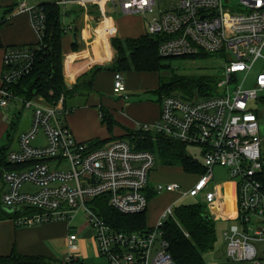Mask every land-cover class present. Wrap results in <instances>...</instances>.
Segmentation results:
<instances>
[{
	"label": "built area",
	"instance_id": "obj_1",
	"mask_svg": "<svg viewBox=\"0 0 264 264\" xmlns=\"http://www.w3.org/2000/svg\"><path fill=\"white\" fill-rule=\"evenodd\" d=\"M170 0L167 8L147 20V32L161 35L159 54L163 57L195 55L201 51L220 54L226 59L221 91L202 96L196 92L185 97L179 91L163 96L161 112L152 123H138L135 130L162 134L187 145L199 147L205 172L184 189L179 182L151 184L156 165L153 151L136 148L127 139H116L93 147L76 138L66 121L69 108L64 97L57 104L35 103L21 99L10 88L34 65L37 50L15 45L6 48L4 72L0 76V104L11 100L34 105L28 127L21 133L17 148L7 154L11 168L2 172L7 188L3 205L17 206L15 220L21 225L50 221H72L81 209L92 227L100 255L108 264H177L163 225L174 215V203L161 214L156 225L147 231H123L109 225L93 207V199L107 196L109 204L122 213H140L149 204L150 188L161 194L176 192L200 197L210 210L217 208L218 189L211 188L214 168H229L235 179L234 213L241 225L224 231L227 256L232 260L264 264L254 241H264V227L256 224L264 218V139L260 136L261 102L264 90V67L257 72L254 86L243 87L239 76L246 77L260 59L264 61V0ZM56 5L76 3L82 6L108 4L115 12H153L158 0H53ZM244 5L246 10H239ZM19 11H29L34 29L43 38L46 13L42 6L21 1ZM103 12L106 9L103 8ZM8 20V19H6ZM40 43V42H39ZM38 44V43H37ZM115 94L128 97L126 75L114 73ZM45 142L33 144L39 133ZM69 162L63 169L61 162ZM52 161V162H51ZM57 167H52L53 164ZM152 185V186H151ZM26 186V188H24ZM16 211V212H17ZM69 252L62 261L85 264L80 257L81 245L76 231L69 225Z\"/></svg>",
	"mask_w": 264,
	"mask_h": 264
},
{
	"label": "trees",
	"instance_id": "obj_2",
	"mask_svg": "<svg viewBox=\"0 0 264 264\" xmlns=\"http://www.w3.org/2000/svg\"><path fill=\"white\" fill-rule=\"evenodd\" d=\"M46 13V27L43 38L38 44H22L30 46L37 50L36 59L31 70L21 77L17 82L11 85V89L21 99H33L41 96L47 103L57 104L61 97H64V105L68 96H74V88L67 87L64 75V53L62 46V37L67 32L66 25L62 21V7L54 2L41 3ZM13 9V6L7 8ZM5 22V21H4ZM3 24L0 23V26ZM161 35H151L146 32L138 37H113L111 39L112 47L117 54L111 65L97 66L92 72L84 74L77 82L81 90L79 93L88 94L94 89L93 76L98 70L111 68L116 71L126 72L135 70L137 72L159 71L167 67L164 59L174 57H163L159 54V43ZM2 41L0 38V46ZM15 46V45H14ZM73 50L78 49V40L75 34L72 43ZM213 55L201 51L195 55L180 56L199 57ZM160 87L157 91L159 95V106L161 112V103L163 96L179 91L183 96L188 97L196 94L202 96L212 93L207 90L212 87L215 80L210 76H201L198 78L174 77L170 82H164L160 78ZM264 104V96L260 98ZM101 119L107 123L111 129L116 119L113 112L104 104H100ZM160 115V113H159ZM16 122L19 123V116H16ZM15 122L12 123L10 131L13 130ZM126 128V127H125ZM8 131V143L0 146V165L11 168L7 161V154L11 149L13 142L12 134ZM136 138L134 142L133 139ZM116 139H127L136 148L147 149L158 154L161 163L165 165H179L189 173L201 174L205 172V166L199 160L194 159L187 151L188 145L174 140L162 134H155L150 131L125 129V132L119 136H113L109 139L88 140L93 147H100ZM264 174V170H263ZM264 179V177H263ZM158 193L150 188L148 192L149 201L156 197ZM93 207L98 214L113 228L123 231H147L153 226L146 223V211L140 213H122L113 208L107 196L96 197L92 201ZM148 208V207H147ZM31 210H28L29 212ZM26 211L8 212L0 202V218L14 217ZM207 215H210L207 217ZM164 235L170 243V252L177 264H207L205 253L212 250L217 241L216 219L213 213L209 211L205 201L195 203H184L175 207L174 215L169 216L163 225ZM0 264H67L61 259L46 257L43 255L20 254L13 250L8 254H0Z\"/></svg>",
	"mask_w": 264,
	"mask_h": 264
},
{
	"label": "rangeland",
	"instance_id": "obj_3",
	"mask_svg": "<svg viewBox=\"0 0 264 264\" xmlns=\"http://www.w3.org/2000/svg\"><path fill=\"white\" fill-rule=\"evenodd\" d=\"M238 0H232V3L229 4L231 8L238 9L236 4ZM170 5V0H158V4L156 5L153 12H149L146 16L142 15L146 27H147V20L157 14H159L161 9L167 8ZM239 10H246V7L242 5ZM5 8L0 7V12L4 13ZM94 13L96 16H100V12L95 7ZM110 16H112L115 21L121 23L119 25H127L133 23L140 25L141 21L137 18H128L125 15H122L119 12H115L111 10L108 12ZM139 15L134 14L133 16ZM141 15V14H140ZM138 21V22H137ZM140 21V22H139ZM122 31V30H121ZM117 57V56H116ZM164 62L167 67H164L161 70L152 71V72H142L138 74V77L133 79L131 83V89H129L130 95L127 99L124 96H120L119 94H115L113 90V86L110 84L109 81H101V93L104 95V102H108L112 105H108V107L113 113L116 119V123L110 129L107 123H103L101 119V110L99 102L96 101V95L88 94L87 92H83L82 94L79 93L81 90L80 86L77 83H70L67 84V87L75 90L74 96H68L66 100V105L69 106L70 115H69V122L71 127L80 134L82 141H88L93 139H109L113 136H119L125 132V129H130L131 131L133 128H139L138 124L136 123H152V121L156 118L158 114V100L159 95L157 91L160 87V78L162 77L164 82H170L173 80L174 77H190V78H198L201 76H210L212 77L215 82L213 83L212 87H210L207 92L209 93H218L221 91V88L218 86V81L223 77L224 73V66L226 64V59L223 58L220 54H213L206 55V56H199V57H174V58H165ZM264 67L263 59H260L256 62L253 70L243 78L244 73H241L239 76V81L243 84V87L250 88L254 86L255 77L257 72ZM198 88L195 89V92H198ZM260 96H264V90L260 92ZM62 98V97H61ZM35 103L43 104V99L37 97ZM10 114L9 116V127L6 131V136L8 134L9 129L11 128L12 123L15 122L13 130L10 131L12 137L15 141L16 134L18 129L25 118H31L34 112V105L31 107L26 106L23 104L22 101L18 100H11L10 101ZM47 103V101H46ZM129 103L135 104L131 108H128L127 105ZM111 108H110V107ZM121 106H124L125 111H122ZM115 108V109H113ZM261 126H260V136L264 139V107L261 109ZM16 116H19V123L16 122ZM136 125V127H135ZM126 127V128H125ZM79 131H78V130ZM136 141V138L133 139ZM45 142V134L43 131L39 133L37 138L32 141L33 144L43 143ZM6 142L3 140L0 143V146L5 144ZM187 151L190 156L193 158L203 160V155L200 152L199 147L194 145H188ZM156 156V165L154 167L153 178L156 176L158 180L164 182H179L183 185L184 189H189L191 187V183L193 180V175L187 171H185L179 165H165L162 164L160 161V157L158 154L155 153ZM52 162V161H51ZM63 169L69 168V162L63 160L61 162ZM51 166L57 167L53 164ZM6 167L0 165V174ZM156 179V178H155ZM3 182L0 178V202H2V194L3 190L1 189ZM26 188V186L24 187ZM211 188L218 189L219 192V199L218 201L224 204H228L229 207L231 204L234 205V196L236 195V184L235 179H233L230 175V171L228 167L225 166H216L214 168V179L211 184ZM160 196V195H158ZM178 199V200H177ZM177 200L175 203L174 201ZM198 201H202L200 197H194L190 195H185L182 198L178 197L176 192H164L160 198L156 199L152 198L149 201L148 208L146 211V223L148 226H153L158 221V217L162 211H164L169 205L174 203L175 206L184 204V203H195ZM21 210H25L24 205H20ZM29 210V209H27ZM210 212H215L216 210L212 209ZM234 212V209H232ZM218 212V211H216ZM225 215V220L217 219L216 220V229H217V241L216 246L222 247L224 243V238L222 234V230L226 229L225 227L228 225L227 220L229 219ZM73 224V230H76L78 234L80 228L83 229L82 234L88 235L90 231L92 232V227L89 219L87 218L85 211L81 209L78 213L75 214V217L71 221ZM237 225H241L239 221H236ZM95 238L91 236L86 237L83 242L82 251L80 250L81 254L78 257L85 261V264H108L106 258L102 257L98 251L97 243ZM62 256L67 255L69 252L68 246V237L66 241H62ZM210 252V251H209Z\"/></svg>",
	"mask_w": 264,
	"mask_h": 264
},
{
	"label": "crops",
	"instance_id": "obj_4",
	"mask_svg": "<svg viewBox=\"0 0 264 264\" xmlns=\"http://www.w3.org/2000/svg\"><path fill=\"white\" fill-rule=\"evenodd\" d=\"M23 0H0V7L5 8L4 13L0 12V23L3 24L0 26V38L2 41V45L0 46V76L4 72V54L7 47L14 45H22V44H37L40 42V36L37 31L34 29L32 24V17L29 11H19V4ZM27 5L29 6H39L41 3L45 2H53V0H25ZM10 6H13V9L8 10ZM62 7V21L66 25L67 32L62 37V46L64 53V75L66 84L77 83L83 77L84 74L92 72L97 66L101 65H111L113 60L116 58L117 54L112 47L111 39L113 37H138L147 32V27L142 20V15L133 16L137 13H121L122 15L127 16L128 18H137L141 21V24L138 25L133 23L127 25H119L118 21L108 14L109 11L113 10L112 7L108 4H103L102 6L97 5H88L82 6L76 3H69ZM95 7L100 12V16H96L94 12ZM106 9L105 12L102 10ZM120 14V13H119ZM8 19V20H6ZM5 21V22H4ZM139 21V22H140ZM138 22V21H137ZM122 30V31H121ZM75 34L78 40V49L73 50L72 43L74 41ZM142 72H137L135 70L126 72V84H127V92L128 97L132 94H129V89H131V83L133 79L138 77V74ZM94 81V89L92 95H96V101L108 106L112 105L108 102H104V95L101 93V81H109L113 86L114 81V70L111 68H106L102 70H98L94 73L93 76ZM36 96L33 98L35 100ZM127 97V98H128ZM126 98V99H127ZM43 103L46 101L43 99ZM10 102L7 105L0 104V143L4 140L7 144V136L6 131L9 127L8 121L10 114ZM133 105L129 103L127 105L128 108H131ZM159 105V101H158ZM110 107V106H109ZM67 108L69 106L67 105ZM111 108V107H110ZM122 111L124 112V106H121ZM71 109V108H69ZM115 109V108H113ZM70 111V110H69ZM160 106L158 109V114L156 118L152 121H156L159 117ZM114 114V113H113ZM68 112L66 116V121L70 125ZM138 123H136L137 125ZM135 125V127H136ZM71 127V125H70ZM73 134L77 139L82 141L80 134L77 133L71 127ZM131 129V128H130ZM136 128H133L135 130ZM78 130V129H77ZM79 131V130H78ZM123 134V133H122ZM121 134V135H122ZM3 144V145H5ZM264 144V142H263ZM1 145V146H3ZM12 147L14 146V141L12 142ZM11 147V148H12ZM154 169L152 170L151 176V184L154 185L156 182H164L157 179L155 176L153 178ZM193 175V180L191 186L197 180L198 174L191 173ZM0 178L3 182L2 190L3 193L7 188V184L3 181L2 173L0 174ZM156 178V179H155ZM151 185V186H152ZM170 192V191H166ZM164 193V192H163ZM158 194V195H162ZM157 196L159 199L160 196ZM156 199V197H153ZM234 198V205L231 204L230 207L228 204H224L218 201L219 192L217 197V208L214 210L218 212H213L214 218L225 220V215L229 219L227 220L228 225L225 227L226 229L222 230L224 243L222 247L219 245L214 246L210 252L205 253V259L207 264H251L249 261H238L232 260L227 256V241L224 237V231L229 230L232 225L236 224L235 219V209L236 203V195ZM152 199V198H151ZM150 199V200H151ZM163 212V211H162ZM161 212V214H162ZM161 214L158 217V221L161 217ZM157 221V222H158ZM156 222V224H157ZM155 224V225H156ZM69 225L72 227L73 224L68 221H50L44 222L40 224L34 225H21L16 223L14 217L0 218V254H8L13 250L17 251L20 254L27 255H43L46 257H54L58 259H63L65 255L62 256L63 250L60 245L61 242L67 240L69 234ZM154 226V225H153ZM255 226L264 227V218L259 219L256 224L249 225V229L252 230ZM76 231V230H74ZM80 235L78 237L80 239L81 251L84 239L86 237L93 238V232L90 231L88 235H84L83 229L80 228ZM254 244L257 247L259 255H264V241H254ZM81 254V252H80ZM83 260V259H81ZM85 263V261H84Z\"/></svg>",
	"mask_w": 264,
	"mask_h": 264
},
{
	"label": "water",
	"instance_id": "obj_5",
	"mask_svg": "<svg viewBox=\"0 0 264 264\" xmlns=\"http://www.w3.org/2000/svg\"><path fill=\"white\" fill-rule=\"evenodd\" d=\"M30 123V118L27 117L24 119V121L22 122V124L20 125L19 129H18V132L16 134V137H15V141H14V149L17 148V145H18V140H19V137L21 135V133L28 127ZM3 208L8 211V212H16L18 210V207L17 206H6L4 205ZM210 215H207V217H209Z\"/></svg>",
	"mask_w": 264,
	"mask_h": 264
}]
</instances>
